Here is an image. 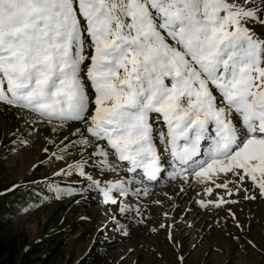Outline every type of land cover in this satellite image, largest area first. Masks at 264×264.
<instances>
[{
  "label": "snow or ice",
  "instance_id": "snow-or-ice-1",
  "mask_svg": "<svg viewBox=\"0 0 264 264\" xmlns=\"http://www.w3.org/2000/svg\"><path fill=\"white\" fill-rule=\"evenodd\" d=\"M253 24L264 25V0H0V102L87 124L104 142L101 171L120 170L115 156L134 176L158 180L159 140L174 178L225 189L247 178L264 197V38ZM153 114L166 131L154 128ZM74 170L106 203H117L114 191L127 199L132 181L102 184L82 164ZM228 173L237 181L216 183Z\"/></svg>",
  "mask_w": 264,
  "mask_h": 264
},
{
  "label": "rangeland",
  "instance_id": "rangeland-1",
  "mask_svg": "<svg viewBox=\"0 0 264 264\" xmlns=\"http://www.w3.org/2000/svg\"><path fill=\"white\" fill-rule=\"evenodd\" d=\"M251 26L264 38V25ZM81 76L91 115L95 94L83 69ZM153 117L154 128L166 131L158 114ZM86 128L80 121H49L0 102V164L5 167L0 190L17 184L16 193H0V204H8L1 219L12 223L24 254L37 251L33 264H264V197L247 178L243 184H228L231 196L228 189L200 183L193 176L174 178L167 146L159 140L164 172L156 183H146L142 174L134 176L127 162L115 156L109 160L120 170L104 172L96 155L97 144L104 142L95 141ZM85 137L87 145L81 142ZM77 164L102 184L132 181L127 199L114 191L117 203H106L102 193L74 170ZM38 179L49 182L33 184ZM228 181L237 177L220 174L216 183ZM62 183L67 188L57 191ZM30 185L34 190L26 198H15ZM206 187L212 188L211 195ZM221 197L233 202L216 207ZM123 204L139 208V214L121 213Z\"/></svg>",
  "mask_w": 264,
  "mask_h": 264
},
{
  "label": "trees",
  "instance_id": "trees-1",
  "mask_svg": "<svg viewBox=\"0 0 264 264\" xmlns=\"http://www.w3.org/2000/svg\"><path fill=\"white\" fill-rule=\"evenodd\" d=\"M89 41L86 39L85 43V49L84 54L86 57H90L92 55V49L88 46ZM90 61L89 59H86L84 61V64L82 65V69L84 71L85 78L87 79L86 71L88 68ZM15 107V106H14ZM18 107H15V109ZM12 120H15V117H12ZM0 132V136H1ZM5 172V167L0 164V176ZM46 182V183H44ZM49 181H44L41 179H38L33 182V184H39L42 186L43 184H47ZM32 183V182H29ZM26 183H24L23 186H25ZM17 185V184H16ZM16 185H11L3 190H0V193H6L8 191L15 192L14 187ZM18 186H22L18 184ZM59 187L62 189L67 188V185L62 183V185H58V188H56L57 191H59ZM43 190V188H40ZM34 190L33 186L30 185V189L28 190H22L21 192L16 194V199H24L26 196ZM8 207V204H0V264H33V261H31L32 255L36 254L37 251L30 252L28 254H24V251L20 248V237L17 235H14L13 225L10 222H4L1 217L4 216V212L6 211ZM66 238L60 239L64 241Z\"/></svg>",
  "mask_w": 264,
  "mask_h": 264
},
{
  "label": "bare ground",
  "instance_id": "bare-ground-1",
  "mask_svg": "<svg viewBox=\"0 0 264 264\" xmlns=\"http://www.w3.org/2000/svg\"><path fill=\"white\" fill-rule=\"evenodd\" d=\"M162 176H163V173H162Z\"/></svg>",
  "mask_w": 264,
  "mask_h": 264
}]
</instances>
